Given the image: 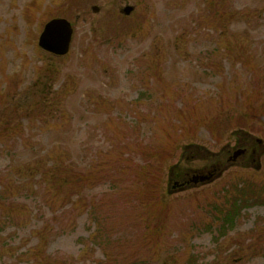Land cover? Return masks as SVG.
Masks as SVG:
<instances>
[{"label": "rangeland", "instance_id": "obj_1", "mask_svg": "<svg viewBox=\"0 0 264 264\" xmlns=\"http://www.w3.org/2000/svg\"><path fill=\"white\" fill-rule=\"evenodd\" d=\"M54 18L74 28L63 57L38 46ZM45 104L52 116L38 118ZM8 125L20 132L0 150V189L41 160L90 163L104 179L85 195L90 225L70 205L52 216L40 185L17 194L25 224L0 225V264H264L263 204L219 231L236 186L264 189V0H0ZM238 144L249 156L215 179L171 185Z\"/></svg>", "mask_w": 264, "mask_h": 264}, {"label": "trees", "instance_id": "obj_2", "mask_svg": "<svg viewBox=\"0 0 264 264\" xmlns=\"http://www.w3.org/2000/svg\"><path fill=\"white\" fill-rule=\"evenodd\" d=\"M47 104L40 108L38 118L45 115V117H51L52 112L47 110ZM54 110V109H53ZM18 117V114H15ZM28 115L33 119L32 113ZM26 114L22 117L25 118ZM56 116V115H55ZM29 117V118H30ZM34 117V118H37ZM44 117V118H45ZM20 118V117H19ZM42 119V118H41ZM14 127V126H13ZM19 128V127H18ZM10 129V126H3L0 129V150L1 148H9V144L13 142V137L19 133V129ZM30 166L26 165L23 169L21 167L13 170V177L7 176L4 179L7 180L6 185L0 189V225H13L14 227L21 228L24 226V221L18 219V216L22 217L25 212L20 208V205L15 202L14 198L17 194L33 188V186L40 185L44 190L42 197L43 206L47 208L52 216L59 215V211H65V208L70 205V220L75 216V212L80 215L87 214L88 222L90 225V199L85 195L90 190V187L96 186L100 183L104 177L94 170L90 171V163L84 166L79 164H73L65 161H44L41 160L33 162ZM64 173V174H63ZM75 185L73 186V192L64 193V185ZM238 193L233 197L231 206L229 209L221 208L222 226L219 231L225 234L229 228L234 226L237 217L240 215L243 209L254 205H264V189L263 192H258L254 185H246L245 188L236 186ZM77 195L76 199L73 196ZM60 211V212H61ZM26 214V213H25ZM221 216L217 218H221ZM95 221H98L96 219ZM52 222H57V218H54ZM97 223V222H96ZM75 224V221L72 222ZM98 224H101L100 220ZM49 225H46L44 231H48ZM0 227V231H2ZM90 229V227H89ZM103 229L97 227L93 240L98 242L102 237ZM97 235V237H96ZM91 235L89 234L86 240L90 243ZM97 238V239H96ZM264 238V234L259 236V240ZM94 242V243H95ZM256 255V254H255ZM49 258V259H48ZM33 264H68L67 261L58 259L57 257H41L35 259Z\"/></svg>", "mask_w": 264, "mask_h": 264}, {"label": "water", "instance_id": "obj_3", "mask_svg": "<svg viewBox=\"0 0 264 264\" xmlns=\"http://www.w3.org/2000/svg\"><path fill=\"white\" fill-rule=\"evenodd\" d=\"M94 12H98V7L93 8ZM133 7L127 6L123 9L125 15H130ZM74 28L70 21L64 18H54L48 21L39 36L38 46L44 52L57 57H63L70 52ZM261 142V140H258ZM202 178L201 181H205Z\"/></svg>", "mask_w": 264, "mask_h": 264}, {"label": "flooded vegetation", "instance_id": "obj_4", "mask_svg": "<svg viewBox=\"0 0 264 264\" xmlns=\"http://www.w3.org/2000/svg\"><path fill=\"white\" fill-rule=\"evenodd\" d=\"M259 143L261 144V142ZM250 149V146L247 144L243 146L242 144H238L236 149H229L227 151L226 159L224 161L225 163L216 162L209 168H205L204 170L191 171V174H185L184 178H173L171 185L174 187V189H182L187 187L188 185H197L199 183L209 182L222 174L224 170L229 169L231 165L236 164V162L240 159L249 156L248 154L250 152ZM251 152L252 153L250 154V158L255 161L254 156L256 154V149H253ZM202 178H206V180L201 181Z\"/></svg>", "mask_w": 264, "mask_h": 264}]
</instances>
